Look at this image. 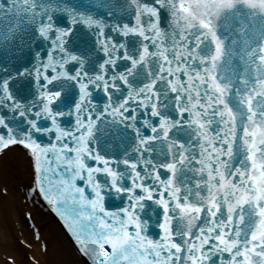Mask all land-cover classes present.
I'll use <instances>...</instances> for the list:
<instances>
[{"label": "snow or ice", "instance_id": "6c2138e0", "mask_svg": "<svg viewBox=\"0 0 264 264\" xmlns=\"http://www.w3.org/2000/svg\"><path fill=\"white\" fill-rule=\"evenodd\" d=\"M12 150L88 264H264V0H0Z\"/></svg>", "mask_w": 264, "mask_h": 264}, {"label": "bare ground", "instance_id": "6f19581e", "mask_svg": "<svg viewBox=\"0 0 264 264\" xmlns=\"http://www.w3.org/2000/svg\"><path fill=\"white\" fill-rule=\"evenodd\" d=\"M22 159L18 150L0 157V264H85L41 203L23 199Z\"/></svg>", "mask_w": 264, "mask_h": 264}]
</instances>
